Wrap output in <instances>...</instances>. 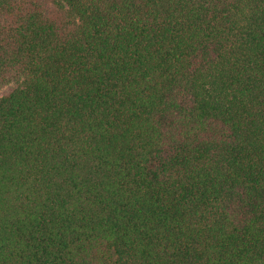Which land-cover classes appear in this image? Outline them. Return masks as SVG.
I'll return each instance as SVG.
<instances>
[{
  "label": "trees",
  "instance_id": "trees-1",
  "mask_svg": "<svg viewBox=\"0 0 264 264\" xmlns=\"http://www.w3.org/2000/svg\"><path fill=\"white\" fill-rule=\"evenodd\" d=\"M0 264H264V0H0Z\"/></svg>",
  "mask_w": 264,
  "mask_h": 264
},
{
  "label": "rangeland",
  "instance_id": "rangeland-1",
  "mask_svg": "<svg viewBox=\"0 0 264 264\" xmlns=\"http://www.w3.org/2000/svg\"><path fill=\"white\" fill-rule=\"evenodd\" d=\"M13 86H8L0 91V96L4 95L12 90Z\"/></svg>",
  "mask_w": 264,
  "mask_h": 264
}]
</instances>
